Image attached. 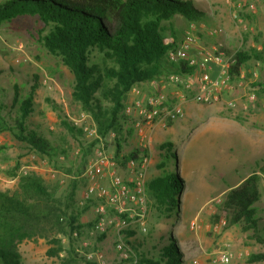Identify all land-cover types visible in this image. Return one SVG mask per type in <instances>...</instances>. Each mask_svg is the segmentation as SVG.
I'll return each instance as SVG.
<instances>
[{"label": "rangeland", "instance_id": "1", "mask_svg": "<svg viewBox=\"0 0 264 264\" xmlns=\"http://www.w3.org/2000/svg\"><path fill=\"white\" fill-rule=\"evenodd\" d=\"M191 1L203 13L197 23L205 28L218 29L216 37L202 38L204 44L220 41L230 53L248 47L264 48V0H240V8L235 6L234 0ZM184 21L182 17H177L175 21L179 37L186 25ZM41 28L42 23L35 16H20L0 26V101L10 104L14 85L22 95L29 92L30 86L36 85L34 100L38 105L29 122L31 126L43 130L47 137L65 141L69 153L66 158L59 157V164L55 166L47 157L29 151L9 132L1 131L0 191H14L21 176L34 174L42 178L55 191L57 199L62 201L72 180L81 177L83 162L94 158L99 150L115 162L117 175L128 178L135 169L129 164L118 166L114 158L115 146H106L101 141L92 148L91 154L84 157L86 145L93 141L85 128L92 127L93 121L71 98L72 72L39 42L38 32ZM18 44L22 46L20 50L16 49ZM23 57L25 61L21 60ZM263 74L264 64L251 62L242 78L232 81V88L224 91L222 97L234 98V107H227L222 102L203 104L191 100L190 96L196 88L194 78L188 81V89L168 75L157 79L156 83L137 86L138 94L131 93V100L127 104L133 98L159 91L173 99L180 98V94L184 93L183 105L187 102L185 115L170 122L166 128L153 125L139 132L134 122L132 124L133 132L129 137L131 147L147 149L145 181L159 172L155 168L160 160L157 146L163 142L171 143L176 157L173 167L184 180L174 217H161L152 207L149 210L146 225L152 238L143 248L151 249L160 234L165 238L170 235L181 253L182 264H264V260L253 263L246 261L249 253L264 252V244L254 239L251 233L244 232L239 225H228L227 213L221 204L229 186L235 185L250 172L257 171L263 163L252 162L255 158H264V148L261 150L256 146L259 139L257 145H264V98L257 97L254 85ZM160 85L164 87L160 89ZM250 93L254 94L255 99L248 98ZM128 115L135 121L133 114ZM61 116L82 129L83 135L76 138L69 135L60 121ZM182 130H186L185 135L180 134ZM10 172L15 175L11 176ZM263 179L264 174L260 180ZM102 183L108 182L104 180ZM84 186L79 181L74 193L75 204L79 207ZM93 207L82 211L79 217L81 222L94 218ZM255 209L256 217L261 223L264 222L262 198L255 203ZM192 220L198 225L195 229L190 227ZM112 233L109 230L100 243L108 257L114 254ZM134 233L136 237L144 235ZM259 233L264 236V231L260 230ZM60 237L67 240V236L51 233L47 238L18 242L22 264H60V256L64 252L58 256L48 252L52 246L50 239ZM221 251L229 255L227 263L217 260Z\"/></svg>", "mask_w": 264, "mask_h": 264}, {"label": "trees", "instance_id": "2", "mask_svg": "<svg viewBox=\"0 0 264 264\" xmlns=\"http://www.w3.org/2000/svg\"><path fill=\"white\" fill-rule=\"evenodd\" d=\"M202 15L191 0H0V26L20 16H35L42 23L39 42L72 72V100L90 115L101 142L115 146L114 158L120 167L147 155L146 148L131 147L129 140L134 118L125 112V106L131 90L142 82L157 81L169 74H194L192 67L169 63L166 53L180 38L176 33V18L198 22ZM251 62L264 64V48L236 50L235 62L229 69L231 81L242 78ZM254 85L257 97L264 98V74ZM36 88L32 85L22 95L14 85L10 104L0 101V132H9L29 151L47 157L58 166V158H66L69 153L65 141L47 137L29 122L38 105L34 100ZM60 121L72 137L83 135L82 129L65 116ZM98 142L93 138L86 145L85 158ZM128 147L130 150L124 151ZM157 149L160 160L155 168L159 172L145 182V192L149 210L152 207L159 216L170 218L176 215L184 180L173 167L176 157L171 143L163 142ZM257 171L264 174V162ZM257 171L229 186L221 204L228 225H239L264 244V236L259 233L264 231V222L256 217L255 209L261 197V177ZM79 181L85 184L84 178H74L62 201L34 174L21 176L16 190L0 191V264H22L17 243L47 238L51 233L67 236L66 242L61 237L50 239V254L58 256L64 252L60 264H89L74 253L70 237L73 230L83 234L94 223L93 219L79 220L82 211L97 203L96 199H88L80 207L75 204ZM127 234L138 264H182L172 236L165 238L160 234L156 244L145 249L142 246L152 238L150 231L142 237L134 236L131 230ZM105 236L104 233L96 236L94 246L101 249ZM261 260L264 252L249 253L246 257L249 263Z\"/></svg>", "mask_w": 264, "mask_h": 264}, {"label": "built area", "instance_id": "3", "mask_svg": "<svg viewBox=\"0 0 264 264\" xmlns=\"http://www.w3.org/2000/svg\"><path fill=\"white\" fill-rule=\"evenodd\" d=\"M234 4L237 8L241 7L240 0H234ZM217 34L218 29L216 28H205L195 21H188L176 45L167 51L166 59L172 64L192 67L194 74H169V78L179 81L187 89L190 88L188 81L194 78L196 88L190 99L195 102L203 104L222 102L227 107H234L235 99L223 98L222 95L224 91L232 88L229 69L235 62V53L228 52L220 41L207 44L202 42L203 37L214 38ZM21 47V44H18L16 49L20 50ZM21 60L25 61L26 58L23 57ZM161 87L163 88L164 85ZM131 92L138 94L139 90L134 87ZM185 97V94L181 93L180 98L169 101L165 93L159 91L133 98L125 106V112L134 115V125L139 132L153 125L166 128L169 122L185 115L183 108ZM248 98L253 100L255 96L250 93ZM243 107L245 108V105ZM85 131L88 136L101 141L94 125L85 128ZM146 163V156H142L138 161L129 160L128 164L135 171L128 178L117 175L115 162L102 150H99L94 158L85 163L81 173V177L85 179V186L80 203L88 199L97 200L93 207L94 223L85 233L73 230L70 235L74 253L84 262L89 264H138L137 254L128 243L130 238L127 231L131 230L139 234L147 232L146 218L149 207L145 192ZM257 173L261 177L262 173L260 171ZM104 180L108 183L103 184ZM260 189V198L264 201V179L260 180ZM190 227L195 229L198 225L192 220ZM109 230L113 232L114 254L111 257H108L102 249L94 246L96 236L102 233L107 234ZM62 241L67 240L63 238ZM229 259V255L224 251L217 255V260L221 263H227Z\"/></svg>", "mask_w": 264, "mask_h": 264}, {"label": "crops", "instance_id": "4", "mask_svg": "<svg viewBox=\"0 0 264 264\" xmlns=\"http://www.w3.org/2000/svg\"><path fill=\"white\" fill-rule=\"evenodd\" d=\"M185 23H187L186 21H184ZM146 83H156L155 81H150V82H142V83H140L139 85H138V87H140V86H147V84ZM162 87H161V85H160V89H161ZM131 93H134V92H130V94H129V98H128V101H130L131 100V96H132V94ZM184 102V101H183ZM187 103V102H186ZM186 103H184V105H183V108H184V111L186 112V109H187V105H186ZM171 122H173V121H171ZM171 123L169 122V124H168V126L170 125ZM167 126V127H168ZM184 131H186V130H184ZM183 130H182V132L180 133V134H184L185 135V132H184ZM187 133V132H186ZM258 141L260 142V139L259 140H257L256 141V146L257 147H259L261 150L264 148V145L263 144H260L259 146L257 145V143H258ZM253 158H251V160H252ZM263 162L264 161V158H262V159H260V160H258L257 158H255L254 160H252V162ZM237 184V183H236ZM260 191H261V189H260Z\"/></svg>", "mask_w": 264, "mask_h": 264}]
</instances>
